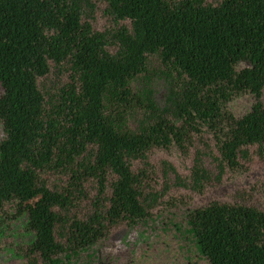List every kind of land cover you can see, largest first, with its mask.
<instances>
[{
  "label": "trees",
  "instance_id": "1",
  "mask_svg": "<svg viewBox=\"0 0 264 264\" xmlns=\"http://www.w3.org/2000/svg\"><path fill=\"white\" fill-rule=\"evenodd\" d=\"M80 1L0 0V28L29 38L48 61L68 58L73 72L83 73L78 93H63L45 117L40 109L23 117L16 102L19 89L0 58V209L14 204L17 216H26L24 231L33 236L29 253L37 255L40 264H157L158 244L132 247L123 259L109 252L108 227L124 222L128 230L140 228L143 234L158 227L170 242L177 239L182 263H190L192 256L204 264H264V215L210 203L184 210L179 218L152 216L143 207L137 177L127 164L152 147L180 140L171 119L192 130L218 131L230 153L236 142L264 130V51L244 39L238 10L230 0L216 7L204 6L201 0H105L115 19L128 21L131 30L118 32L116 59L94 65L100 47L90 26L80 23ZM206 44L219 54L228 75L203 90L189 55ZM153 54L167 71L161 72L167 80L163 107L147 84L137 104L145 111L144 121L155 122L130 133L118 127V111L115 119L106 114L104 99L111 102L110 110L115 103L126 105L129 82L145 72ZM245 62L250 67L240 69ZM87 145L96 148L92 169L100 186L106 171L117 180L104 213L67 224L60 211L67 208L68 199L39 184L36 172L63 168ZM65 226L63 238L58 230Z\"/></svg>",
  "mask_w": 264,
  "mask_h": 264
},
{
  "label": "rangeland",
  "instance_id": "2",
  "mask_svg": "<svg viewBox=\"0 0 264 264\" xmlns=\"http://www.w3.org/2000/svg\"><path fill=\"white\" fill-rule=\"evenodd\" d=\"M164 1L176 3L181 0ZM201 1L204 6L216 7L223 0ZM230 1L241 15L246 42L264 51V0ZM256 3H262L263 7L259 9ZM76 6L80 23L90 26L91 34L100 47L94 65L116 59L119 50L117 34L121 29L130 32L129 22L115 19L105 0H81ZM0 58L19 89L16 102L23 117L36 109H40L45 117L63 93H78L80 89V76L83 73L73 72L70 59L66 58L60 63L48 61L37 54L29 38L9 29L0 28ZM189 58L198 72L197 84L200 89L207 90L218 85L228 75L219 54L210 44L195 50ZM249 67L245 62L240 69ZM165 71L160 57L150 55L145 72L129 82L131 96L126 105L116 107L115 103L110 110L111 102L105 97V112L115 119L118 111L120 129L136 133L154 124L155 121H144L145 111L137 101L143 100V88L148 84L154 91V101L163 107L167 80L161 72ZM261 78L264 81V68ZM183 79L188 80L187 76ZM2 93L0 85V96ZM117 103L122 104L119 101ZM162 117L170 118L165 115ZM171 121L181 132L180 140L171 139L166 147H152L142 158L127 161L131 172L137 177V187L142 196L141 201L144 200L142 204L145 210L152 216L162 214L167 217L173 214L179 218L184 210L219 203L246 207L264 215V130L236 142L230 153L222 145L223 135L218 131L205 128L196 131L186 124L173 119ZM3 138L0 123V142ZM95 151V147L87 145L63 168L51 166L36 172L39 184L43 183L51 191L68 199L67 208L60 211L67 224L86 221L95 212L104 213L109 206L117 178L111 171H106L100 186L92 169ZM16 210L14 204L4 205L0 209V264H40L39 257L28 250L33 236L24 231L26 216H17ZM103 223L108 224L107 221ZM108 229L109 252L121 259L126 257L132 247L158 244L161 248L154 251L157 264H204L192 256L190 263H182L179 241L170 242V238L161 234L158 227L142 234L140 228L128 230L126 223L118 222L110 224ZM58 232L65 238L66 226ZM99 264L109 262L104 260Z\"/></svg>",
  "mask_w": 264,
  "mask_h": 264
}]
</instances>
